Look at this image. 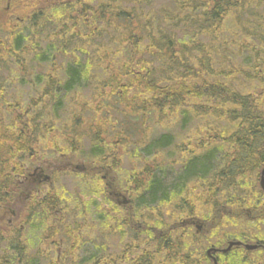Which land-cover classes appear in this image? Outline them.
<instances>
[{"label": "rangeland", "instance_id": "obj_1", "mask_svg": "<svg viewBox=\"0 0 264 264\" xmlns=\"http://www.w3.org/2000/svg\"><path fill=\"white\" fill-rule=\"evenodd\" d=\"M5 1L6 0H0V51L2 52V54H0V64L3 65L2 67L5 66V70L0 72V80L3 81L0 84V88L4 93V99L7 105L3 104L4 108H1L0 104V121H2L3 118L4 123H8V118H11L8 115L9 113L10 115L12 114L11 111L6 109L7 106H10L8 105L10 104L8 100H14L18 97L27 99L29 96H31L32 99H39V92L44 86L43 80L47 77V74L52 75L53 71L52 64L47 61V58H44L46 61H37V56L45 53L44 51L38 50L46 48L50 43L58 46L59 38L54 37L52 33H50L49 28L41 32L35 28L36 26L33 27L29 24L28 21L18 25L21 17L20 13H16L15 15L17 16H14L13 19L7 20ZM180 1L181 0H87L86 8L92 9L94 12L96 11L97 15H101V22L97 23L96 26V28H99V36L95 39L91 38L88 43V39H86L87 36L82 35L87 34L89 30L72 21H68L65 24L66 26L63 25L67 21V15L74 12V8L64 7L59 9L57 7H50L43 10V13L38 11L39 14H42L39 23L48 26V20H46L48 17L51 19L50 16L53 14H56V18L61 17L62 25L65 28L63 30H57L60 32L59 34H65L67 38H70V44L68 43L66 52L77 56L75 60L80 58L82 61L89 59L93 61L95 49H97L101 55L107 52L112 53L108 55L111 61L124 62L132 52L129 51V46L117 43L114 37H118L119 33H123L121 28L123 24L131 25L133 21H126L125 14L121 15L125 17V19L121 20L117 13H125L126 11L133 13L138 18L142 19L141 22L145 24V26L148 23L154 25L160 22L161 27L165 31L172 34L175 33V38H184L185 35L190 33L194 34V28H188L181 18L197 16L203 11V8H198L195 10V14L189 15L187 11L179 10L181 5L179 3ZM182 1L184 3L189 2V0ZM204 1L206 5L211 3V0ZM205 9H208V7ZM57 11L59 12L56 13ZM260 17L264 18V0H262L260 6L257 7V13L254 18ZM225 18L227 19L219 26V30L215 31L208 29V31H206L207 33L200 36L202 42L207 47L213 49L212 57L217 59V62L224 60L221 62H225L224 64L228 66H233L232 68L236 70L234 74L229 76L235 78L236 81H243L244 74L243 70H240V65L244 62L246 53H241L238 35L236 38L234 33L238 31V27L241 29L243 27L248 28L251 22L245 14L241 15L240 18L238 12L229 13ZM6 20L7 25L3 24ZM252 23L256 24V22ZM15 24L18 26L20 34H23L24 43L29 41V49L22 48L9 54L3 53L4 49L2 48L7 46L5 42L7 40L6 37H9V41L13 38L11 27H15ZM171 24L174 27L171 28ZM52 26H54V23H52ZM156 30L158 29L154 28L151 32ZM142 31L147 32V28ZM254 31L263 33L264 25H260V29L254 28ZM31 35H42L43 37L36 42H31ZM248 44L254 45L256 42L252 39ZM142 50H144V47L139 45L138 52ZM51 53L53 54L54 50H52ZM49 54H47V56ZM261 57L264 58V55ZM71 59L72 57L69 58L65 56L64 59L60 58L56 60L55 65L62 69ZM136 59L137 55L135 54L134 61H136ZM261 62L262 61H259L258 64ZM94 88L95 84L89 81L81 87L79 91L74 92L75 99L73 96L69 95L67 99L61 100V109L56 114H51V120L55 128H59L60 133L63 134H57L54 139L49 135L45 136L40 141L41 145L37 144V149H35L37 150L35 158L38 160L40 159V161H48L52 174V181L47 185H43V189L46 190V188L49 187L52 190H57V192H55L57 194L56 197L59 199L62 208L66 211L63 217V219H65L63 221L65 225L63 229L64 233L59 231L51 234L50 231H47L44 234L37 210L34 212V223L30 224L31 220L26 221V203L22 208L21 216L20 212H17L15 218H13L16 228L14 234L6 236L1 244L0 258L4 259L3 261L4 263L6 262L5 264H11L12 260L10 259L14 257L18 259L22 258L23 255L20 257L18 255V249H22V241L27 247L26 256L24 257L25 264H44L43 262L50 258L56 259L55 263L57 264H213L210 257L205 253L208 247L212 245L225 247L227 240L233 239V236H237L238 234L243 235V239H246L248 242H253L255 240L254 236L257 234L264 236V220L255 221V223L253 221H247L249 215L244 211L238 215L240 217L238 220H229L224 217V224L213 220L215 219L214 216L216 212L214 208L222 207L223 204L221 205L220 203V206L213 205V199H215V201H220L221 196L219 193L215 196L210 195L211 199L209 202L206 200L207 196L204 197L205 192L203 189L206 190L209 184V176L206 180H204V178L207 177L205 175L200 178L183 179L186 185L188 181L191 180L196 182L199 181L203 187V189L191 188L188 190L187 194L183 196L186 187L182 189V180L180 181L179 177L180 175L182 176L184 164L189 161L188 159H200L201 155L208 150L207 147H214L211 141L214 142L216 138L215 131H218L222 136L217 139V150L213 152L219 157L215 165H220L231 151L229 143L223 140V138H227V132L231 131L229 123L223 120V118H220L219 114H215L214 116H212V114H195L194 112H190L191 109H188L189 113L185 116L183 113H179L182 111L175 112L170 117L169 121L165 118L161 125L153 124L145 133L140 130L141 128L139 125H134L133 128L129 130L130 142L124 145L123 148L118 149L121 154H118V150L105 147L107 151L111 149L110 153L119 155L117 157L120 166H118V163H114L115 167L112 166L114 177L113 185L117 188L116 190L123 193L135 187H139V190H132V193H130L129 197L131 198L132 206H125L122 202L121 204L117 202L119 206L110 210L111 218H105V221L108 222L107 226L110 231H107L105 226L97 224L95 219L97 216L93 210L95 209L94 205L89 204L87 206V212L82 207L88 200H90L91 203H98V206H100V203L106 202L104 199V197L108 198L106 187L98 179L101 177V173L105 171L104 168L101 169V166L105 167L110 164L101 163L99 157L94 155L92 150L93 146L99 151L100 148L97 145L101 144L91 140V135L96 133L94 128L97 123L88 124L87 121L96 120L94 118L96 114L99 115V112L106 106L111 111V114H109V117L106 119L107 123L111 126L115 123L113 115L119 114L120 111L139 116L140 110L135 106L136 101L141 105L144 97L140 96L132 86L130 87L128 95L120 98L118 101H116V95H114L111 98L114 105H111L105 99H98L99 93L94 91ZM87 103H89V108ZM202 103L209 104L206 100ZM94 104L96 105V110H92ZM86 109L89 110L87 111ZM114 110L115 112H112ZM124 118L125 117L117 116L118 120H123ZM104 119L105 117L103 115L97 117V120L103 121ZM76 121L79 122L76 130L81 132L79 139H77L76 134L72 130ZM3 131L5 135H9L10 133L6 128ZM165 133L170 136L166 138V141L159 143L160 145L163 144V146L160 147L161 149L158 150L153 147L152 150L148 147V145L156 142L152 141L153 139ZM213 135L214 139L212 140ZM3 136V134L2 137L0 136V141L3 139ZM88 137L90 139H88ZM107 140L109 143H112L110 145L113 146L115 144L111 138ZM138 140H142L140 142V147L147 145V151L151 152V156L159 151L162 152L161 155H159L163 160L162 163L158 164L152 160V169H160V176H162V180L165 184L174 185L176 187L180 185L177 194H182L184 198L179 197L176 193H171L167 195L166 198L162 196V201H156L158 200L156 197L147 198L146 196H142L145 191L143 190L144 187H140L139 183L142 185L148 181L139 178L143 174L151 172L144 168L146 163L137 161V157L140 153L137 152L136 148L130 146L131 143ZM199 140L204 142L205 149L194 154L191 150L195 148ZM76 141H78L79 145L77 151L70 148L67 149V147L64 148V146H58L52 149V145L55 142L58 143V145L72 146ZM114 147L116 146L114 145ZM52 151L58 152L54 153ZM59 152H64L67 155ZM212 156L213 155H210V157ZM4 157V150L0 147V159H4ZM83 163L89 165L91 168L97 167V169L91 170L93 173H82L80 165ZM154 164H156L157 167ZM30 167L32 170L35 165L32 164ZM217 167L219 166H215V168ZM256 183L258 187V182L256 181ZM211 192L212 190L206 193L211 194ZM246 192L247 194L242 196L244 200H254L255 204L264 201L263 195L260 196L258 194L252 196L255 191L251 193L248 190ZM8 198L15 200L16 196L15 194H11ZM115 198V201H122L121 199H117L118 196ZM108 205L109 204H103V208L108 209ZM258 206L253 208V213L250 215H256V217L259 218L258 214L261 212V206L260 208H258ZM244 207L253 206L248 205ZM69 208H72V210H66ZM240 209L242 210L243 208L241 207ZM191 216H199L204 220L200 235L195 233L196 229L193 225H188L187 223L181 224L182 219ZM262 217L264 218V216ZM135 220L145 221L146 223H150L151 226H158L162 223V226L159 227L163 230L156 228L148 231L136 230L128 224L129 221L134 222ZM241 220H245L246 222L241 223ZM205 222L207 223L206 225ZM0 227L8 229L6 220H4ZM76 228L78 231L73 232L76 231ZM165 234L169 235L170 238L169 247L166 245L165 248L162 247L159 251L153 250L152 253L151 250H148L144 256V260L139 259V261L136 260L135 262L134 259L144 253L142 249L145 247V240L156 248L161 238L163 242ZM50 238L52 247L47 245ZM157 238L159 239L157 240ZM74 240H77L78 244L73 243L72 241ZM150 249L152 248L150 247ZM236 251L238 252V250L234 248L229 254L219 252L213 255L218 258L220 264H255V252L245 253L244 256L242 255L239 257ZM21 261L22 260H19L18 262ZM260 264H264V257L260 259Z\"/></svg>", "mask_w": 264, "mask_h": 264}, {"label": "trees", "instance_id": "obj_2", "mask_svg": "<svg viewBox=\"0 0 264 264\" xmlns=\"http://www.w3.org/2000/svg\"><path fill=\"white\" fill-rule=\"evenodd\" d=\"M71 1L73 4L70 5V7L74 8V12L67 15V21L64 24L62 23L61 17L56 18V14L50 16L51 19H49V17L46 19L48 20V26L39 23L42 14H39L30 4L32 2L38 6L46 2L43 0H13L9 9L5 11L7 20L13 19L14 16H17L15 15L16 13H20V18H22V20L28 21L33 27L36 26L35 28L39 31L44 32L46 28H49L50 33H52L54 37L59 38V45L55 46L53 43H50L46 48L38 50L44 51L45 53L38 55L36 58L37 61H46L44 58H47V61L52 64L53 71L52 75L47 74V77L44 78V86L39 92V99H32V97L29 96L27 99L18 97L14 100H8L10 102L8 105L10 106H7L6 109L12 112L11 115L10 113L8 115L11 118H8V123H4L3 118L2 121H0V136L2 137V134L4 135L3 139L0 141V147L4 150L5 154L4 159H0V203L5 204L4 200L9 199L8 197L11 196L10 192L7 193L9 189H13L14 187L21 190L23 189L17 182L19 179L23 180L24 177L27 176L32 164L40 165L46 172V167H49V163L35 158L37 144H40L42 138L47 135L54 139L57 134H63L60 133L59 128H55L51 120V114H56L61 109V100L67 99L69 95L74 98V92L79 91L87 82L92 81L95 84L94 91L99 93V97L97 96L98 99H105L111 105H114V102L111 101L114 95H116V101H118L120 98L128 95L130 87L132 86L140 96L144 97V100L141 102L142 106L136 101L135 106L140 110L139 116L120 111L119 114L113 115L115 123L111 126L106 121L109 114H111V111L106 106L99 112V115L105 117L103 121L97 120L98 114L94 117L96 120H93V118V121H87L88 124L97 123L94 128L96 133L91 135V140L101 143L97 145L100 148L99 151L95 146H93L92 149L94 155L99 157L101 163H109L111 166H106H110L111 169L112 166L115 167L114 163H118L117 156L121 154L118 149L123 148L124 145L130 142L129 130L133 128L134 125H139L141 128L140 130L145 133L153 124L161 125L165 118L169 121L170 117L178 111H182L179 113H183L184 116L189 113L188 109H191L190 112H194L195 114H212V116L219 114V117L223 118V120L231 126V131L227 132V138H223V140L231 146V151L220 165H215L219 157L213 152L217 150V139L222 137L218 131H215L216 138L214 142L211 141L214 147H207L208 150L201 155L200 159H188L189 161L184 164L182 176L180 175L179 177V180H182V189L186 187L183 196H185L191 188L203 189L199 181L189 180L186 185L183 179L200 178L205 175L207 177H205L204 180L208 179L209 176V184L206 190L203 189L205 192L204 197L207 196L206 200L209 202L211 199L210 195L215 196L219 193L221 199L219 198L220 201H215V199H213V205L220 206V203L221 205L223 204L222 207L214 208V210H216L214 221L224 224V217L229 220H238L240 219L238 215L241 214L240 208H246L244 206L249 205L255 208L259 205L258 208H260V206L261 208L264 207V201L255 204L254 200L251 201V199H247V201L242 197L244 194H247L246 191L248 190L251 193L255 191L252 196L258 194L264 196V192L257 187L256 183V181L258 182L260 171L264 167V58L261 57L264 55V32L260 33L259 31H254V28L260 29V25H264V18H254L257 13V7L260 6L262 0H211V3L208 5L205 4L204 0H189L188 3H184L181 0L179 2L181 4L179 9L187 11L188 14H195L196 9L203 8V11L196 17L193 16L189 18L188 16H180L188 17L181 19L188 28H194V34L190 33L185 35L184 38H175V33L172 34L165 31L161 27L160 22L154 25L148 23L146 25L148 27H146L145 24L141 22L142 19L138 18L133 13H117L121 20L125 19V17L121 16L125 14L126 21H133L131 27L129 24H123L121 26L123 33H119L118 37H114L117 43L129 46V51L132 52L124 62L111 61L108 55L112 53L107 52L101 55L97 49H95L93 61L90 59L82 61L80 58L75 60L77 56L66 52V47L68 43L70 44V38H67L65 34H59L60 32L57 29L63 30L65 28L63 25L68 21L75 22L77 25L80 24L82 27L89 30H86L87 34L82 35L87 36L86 39H88V43L91 38L95 39L99 36V28H96V26L97 23L101 22V15H97L96 11L94 12L92 9L86 8L87 0ZM53 3H55V5L52 6L59 9L69 7L68 4L66 6L61 5L63 3L62 0ZM19 7L23 8L17 9ZM206 7H208V9H205ZM20 10H22V12ZM58 12L59 11L56 13ZM234 12H238L240 18L241 15L245 14L251 22L248 28L243 27L241 29L238 27V31L234 33L236 38L238 35L241 53H246L245 60L240 65V70H243L244 74L243 81H236L235 78L229 76L234 74L236 70L232 68L233 66H228L224 64L225 62H221L224 60L217 62V59L212 57L213 49L207 47L202 42L200 36L207 33L206 31H208V29L215 31L219 30V26L227 19L225 18L226 15ZM7 20L3 22V24L7 25ZM24 21L18 22V25L23 24ZM252 22H256V24ZM52 23H54V26H52ZM15 25L17 26V24ZM16 26L11 27L13 35L12 40L9 41V37H6L7 40L5 42L7 46L2 48L4 49L3 53L9 54L22 48L29 49V41L24 43L23 34H20V30L18 26ZM172 27L174 26L171 24V28ZM146 28L147 32H143L142 30ZM154 28L158 30L151 32ZM42 37V35H31L30 41L36 42ZM252 39L256 44L249 45L248 43ZM139 45H142L144 50L138 52ZM52 50H54L53 54L51 53ZM0 54H2L1 51ZM47 54L49 55L47 56ZM135 54L137 55L136 61H134ZM65 56L69 58L72 57V59L68 61L66 66L60 69L55 65V62L60 58L64 59ZM259 61L262 62L258 64ZM2 66L3 65L0 64V72L5 70V66ZM38 79L40 80L39 77ZM2 82L3 81L0 80V84ZM205 100L208 101L209 104H203L202 102ZM0 104L1 108H4L3 104H6L4 93L1 88ZM87 104L89 108V103ZM86 110L88 111L89 109ZM92 110H96L95 104ZM112 112H115V110ZM117 116L125 118L123 120H118ZM77 124L79 125L78 121L74 123L72 130L76 134L77 139H79L81 132L76 130ZM5 128L10 132L9 135H5L3 131ZM169 136L170 135L167 133L158 136L152 140L156 142L148 145V147L152 150L153 147L158 150L161 149L160 147H162L163 144L160 145L159 143L166 141V138ZM109 138H111L117 148L114 147V145H110L112 143H109L107 140ZM88 139L90 138L88 137ZM213 139L214 135L212 140ZM141 141L142 140L134 141L130 146L136 148L137 152L140 153L137 157V161L146 163L144 168L151 172L143 174L139 178L148 181L142 185L139 183L140 187H144L143 190L145 191L142 196H146L147 198L156 197L158 199L156 201H162V196L166 198V196L171 193L177 194L180 185L176 187L174 185L165 184L162 180V176H160V169H152V160L158 164L162 163L163 160L159 156L162 152L159 151L151 156V152L147 151V145L140 147ZM58 146H64V148L67 147V149L70 148L75 151L79 148L78 141L72 146L58 145V143L55 142L52 145V149ZM105 147L118 150V154L110 153L111 149L107 151ZM204 149V142L199 140L191 152L196 154ZM52 152L57 153L58 151ZM210 155L213 156L210 157ZM154 165L157 167L156 164ZM118 166H120L119 163ZM215 166L219 167L215 168ZM98 180L103 183L102 176ZM132 190L138 191L139 187L131 188L130 191L124 193L130 196ZM211 190V194L206 193ZM55 192H57V190H50L46 196L40 198L38 201L33 195L30 198V200L32 199L31 203L29 200L26 204L31 211H33L32 206H37L47 213L46 219L48 222H46V225L51 234L59 231L64 233L63 229L65 227L63 222L65 219L62 218V215L66 211L60 205ZM177 195L184 198L182 194ZM104 199L106 202L100 203V206H98V203H91L90 200H88L86 204H83L82 208L87 212V206L93 204L95 207L93 210L97 216L95 217L97 224L105 226V229H108V222L105 221V218L110 219V210L103 208V204H112V202L108 200L107 197H104ZM57 210L58 213L56 212ZM66 210L71 211L72 208ZM59 213L61 214L59 215ZM34 219L35 216L32 217V220L30 219V224L34 223ZM261 220H264L262 215H260L259 218H255V221ZM40 221L42 223V219H40ZM247 221H250V219L248 218ZM244 222L246 221L241 220V223ZM128 224L140 231L157 229L161 226V224L158 226H151L150 223L140 220H135L134 222L129 221ZM206 224L205 222V225ZM77 231L78 229L76 228V231L73 232ZM234 238L243 239L240 235ZM254 239L255 243H258L261 238L260 236H255ZM49 240L52 247L51 238ZM169 241V235L165 234L163 242L161 238L155 250L159 251L162 247L165 248L166 245L169 247ZM72 242L78 244L77 240ZM22 244V249H18V255L19 257L23 255L22 258L18 259L14 257L10 259L12 260L11 264H25L24 257L26 256L27 247L23 241ZM212 246L220 247L219 245ZM237 249L243 250L236 252V254L240 255L255 252L246 251L242 247H237ZM148 250L151 249H144V253L134 259L135 262L136 260L139 261V259L144 260V256ZM230 251L227 254H229ZM152 252L151 250V253ZM262 252L264 253V250ZM240 255L238 256L240 257ZM3 260L4 259L0 258V264L6 263H4ZM19 260L22 261L18 262ZM55 260L56 259L50 258L43 263L57 264ZM259 261L260 258L256 260L255 264H258Z\"/></svg>", "mask_w": 264, "mask_h": 264}, {"label": "flooded vegetation", "instance_id": "obj_3", "mask_svg": "<svg viewBox=\"0 0 264 264\" xmlns=\"http://www.w3.org/2000/svg\"><path fill=\"white\" fill-rule=\"evenodd\" d=\"M11 0H7L6 4L8 5L9 2ZM107 171H104L102 174V178L104 181V185L106 187V191H107V195H108V199L110 201H115V197L118 196L117 199H121V193L117 192V190L115 189V187L113 186L114 182L113 179L114 177L110 176L109 172L111 170L110 166H107ZM48 172L44 171V168H42L40 165H37L35 167V170L33 173H28V176L24 177L23 180L19 179L18 183L19 186H23V189L20 190V198L23 195L24 196V200L28 201L34 194L35 190L37 192V194L41 193L42 191V187L43 185H47V183L44 182H48L50 183L52 181V178H50V175L48 177V175L46 174ZM91 173V172H88ZM46 180V181H45ZM46 190H49L46 188ZM11 199H9L10 201ZM108 209L111 210L114 208V205L109 204L108 205ZM16 209L15 208H8V205L5 204H1L0 203V225L3 224L4 220H6L7 222V227H8V231L12 234H14L15 232V224L13 222V218L16 216ZM111 218V211H110V217ZM189 223L186 222L188 225H193L195 228H197L200 232H201V228L203 226V223L200 222L197 218L195 217H189ZM185 222V221H184ZM0 230H3V227H0ZM3 239V238H1ZM144 244L147 246L148 243L146 242V240L144 241Z\"/></svg>", "mask_w": 264, "mask_h": 264}, {"label": "water", "instance_id": "obj_4", "mask_svg": "<svg viewBox=\"0 0 264 264\" xmlns=\"http://www.w3.org/2000/svg\"><path fill=\"white\" fill-rule=\"evenodd\" d=\"M260 186H261L262 189H264V168L261 170V175H260ZM239 243H240V242H229L228 245H227V247L224 248L223 251H227L232 245H234V244H239ZM245 248H246V249H255V248H256V245H249V244H246V245H245ZM211 250H212L211 248L208 249V250H207V253L209 254ZM214 264H216V260H214Z\"/></svg>", "mask_w": 264, "mask_h": 264}]
</instances>
